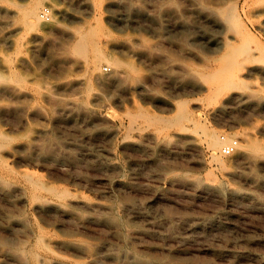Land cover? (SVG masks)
<instances>
[{
	"label": "rangeland",
	"instance_id": "rangeland-1",
	"mask_svg": "<svg viewBox=\"0 0 264 264\" xmlns=\"http://www.w3.org/2000/svg\"><path fill=\"white\" fill-rule=\"evenodd\" d=\"M107 1L99 5L94 0H57L66 13L59 17V27L44 29L50 47L42 55L30 46L33 31L17 23L18 29L10 32L9 17L0 12V26L8 25V40L15 42L12 48L7 40L0 41V50L12 56L28 89L37 82L42 87L37 99H6L0 128L16 142L32 136L36 128L47 129L36 149L3 150L2 155L14 173L29 171L47 185L68 190L72 200V209L62 210L42 204L50 198L48 194L41 200L31 199L28 193L21 197L11 186L19 184L17 179L0 180V249L15 250L21 239L31 235L32 227L40 228L46 239L97 247L98 261L78 247H54L68 260L86 264H149L155 259L167 264H264V152L244 153L237 148L225 155L220 147L228 138L242 143L244 131L264 143V53L257 50L256 42L250 43L256 60L246 63L251 69L241 72L244 87L235 89L251 95L249 100L209 103L206 91L199 87L203 80L189 69L202 64L209 53L185 29L209 28L216 8H233L264 47V30L256 15L264 0H122L110 8L130 11L132 19L123 24L108 18ZM44 7L50 12L53 8L50 1ZM82 18L102 24L116 36L143 38L152 46L147 57L112 51L139 66L142 86L111 88L101 105L88 97L84 87L73 83L86 75L79 58L68 50V30ZM23 59L29 61L23 63ZM110 68L101 62L103 72ZM67 82L70 85L63 87ZM94 87L104 90L96 82ZM51 92L58 98L50 97ZM71 100L78 101L75 112L80 114L75 119L62 107ZM80 103L103 109L107 118L98 120L93 111H82ZM212 105L220 108L212 111ZM183 108L200 123L217 128L220 143L216 152L227 160L226 167L211 159L210 149L200 139L195 145L189 143L190 136L196 135L191 121L184 122L185 130H160L130 115L144 109L171 117ZM109 161L116 165L107 166ZM86 201L95 206L86 207ZM102 203L112 208L106 211ZM113 213L128 225L106 218ZM193 223H199V228L190 229ZM102 243L121 245L134 257L112 259L99 248ZM11 263H18L16 254L5 257L0 253V264Z\"/></svg>",
	"mask_w": 264,
	"mask_h": 264
},
{
	"label": "bare ground",
	"instance_id": "bare-ground-1",
	"mask_svg": "<svg viewBox=\"0 0 264 264\" xmlns=\"http://www.w3.org/2000/svg\"><path fill=\"white\" fill-rule=\"evenodd\" d=\"M50 1L53 8L44 7V3ZM96 4L103 5L101 0H94ZM92 2L93 9H97V5ZM122 4V0H108L104 5L108 12V18L117 23L130 22L132 17L130 11H113L110 6ZM0 12L9 17L7 23L13 29H18L17 23L24 27L27 31H33L30 39V46L42 55L44 50H49L50 41L49 34L44 31L45 28L51 30L53 27H59V17L64 15L66 11L58 4L57 0H7L0 3ZM256 15L260 17V29L264 30V5L256 11ZM209 28L203 26H187L186 34L194 41L202 43L209 55L204 57L202 64L189 67L192 73L203 80L200 88L206 91L209 103L221 99L224 104L244 102L250 99L249 94L236 91L244 87L242 84V70H250L246 63L253 62L255 55L252 53L250 43L256 42L257 50L264 53V47L257 42L253 33L249 31L238 17V13L232 9L225 10L223 7L216 8L211 14ZM97 21H100L99 19ZM8 25L0 26V41L10 42L11 47H15V42L8 40ZM24 30V29H23ZM71 42L68 50L77 58L78 64L85 70V78H79L73 81L78 87H84L94 103L105 105V94L109 93V89L122 86L125 90H130L134 85L142 86L143 82L139 80L140 68L131 59H125L115 55L112 51L118 50L123 55L135 54L141 57H147L152 53V46L144 42L143 38H136L131 35L116 36L111 31L105 29L100 23H93L91 20L82 18L81 22L68 30ZM55 38H53L54 40ZM67 46V47H68ZM29 61L23 59L21 62ZM101 62H107L111 68L109 72H103L100 69ZM187 70V69H186ZM12 81V86L7 85V81ZM102 84L104 90L96 89L94 83ZM71 82L63 83L62 86H69ZM41 85L39 82L33 83L31 89H28L26 78L16 68V62L12 56L6 51L0 50V111L6 109V99L14 100H34L41 94ZM103 89V88H102ZM50 97L58 98L52 92ZM37 97V98H36ZM52 99V98H51ZM56 101V100H55ZM78 101L71 100L64 102L62 105L68 113L67 116L76 118L80 113L75 112ZM81 105V103H80ZM79 105V106H80ZM85 110L93 111L98 120L107 118L106 111L101 108H91L89 105H81ZM212 111L218 110L220 107L212 105ZM26 110V108H23ZM92 113V112H91ZM131 117L140 118V120L148 125H153L160 130L167 127H178L179 129H187L185 121H191L193 124V136H190L189 143L196 144V140L203 141L209 151H211V159L220 167L227 166V160L217 154L216 149L220 140L217 128L200 123L195 116L186 108L181 109L180 113L175 116L166 117L151 114L144 109H137L130 112ZM24 122H21V124ZM189 129V128H188ZM33 135L21 142L13 141L11 134L0 128V180L7 182L10 177L17 179L19 184L11 183L14 189L20 192L21 197L29 194L31 199L41 200V196L48 194L49 199L44 198V205H52L62 210L72 209V200L68 190H58L52 185H47L38 180L31 172L23 171L14 173L5 162L2 155L3 150H34L39 147L40 143L47 134L45 127L36 128ZM242 143H238L237 148L244 153L264 152V143L253 138L248 131L242 133ZM156 138H159L156 136ZM223 138V137H222ZM229 139V138H228ZM223 140V139H222ZM226 140L224 139V142ZM221 147V146H220ZM210 159V160H211ZM251 162V161H248ZM246 162V163H248ZM250 164V163H248ZM112 161L107 162V166H115ZM16 174V175H13ZM86 207L95 206L94 203L85 202ZM106 208H112L109 204H100ZM109 213V212H108ZM114 223L120 226H127L128 221L120 218L117 214L106 215ZM21 222L20 219H16ZM199 223L189 225V228L195 230L199 228ZM31 235L21 239L17 243V248H1L0 253L5 257L18 256L16 264H86L85 261H70L66 257L61 256L54 249L56 245H71L86 252L89 259L98 261L97 247L92 248L87 244L74 243L71 240L55 238L53 240L46 239L44 232L38 228L29 227ZM126 236L122 233V240ZM99 248L105 250V254L112 259L120 257H134V253H130L119 245L110 246L102 243ZM13 264V263H11ZM149 264H167L162 259L152 260Z\"/></svg>",
	"mask_w": 264,
	"mask_h": 264
},
{
	"label": "built area",
	"instance_id": "built-area-1",
	"mask_svg": "<svg viewBox=\"0 0 264 264\" xmlns=\"http://www.w3.org/2000/svg\"><path fill=\"white\" fill-rule=\"evenodd\" d=\"M237 146L238 140L236 138L228 139L221 146V152L225 155L232 154L237 149Z\"/></svg>",
	"mask_w": 264,
	"mask_h": 264
}]
</instances>
